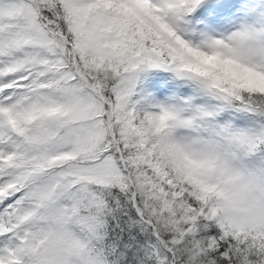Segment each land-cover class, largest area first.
<instances>
[{"label": "snow or ice", "instance_id": "snow-or-ice-1", "mask_svg": "<svg viewBox=\"0 0 264 264\" xmlns=\"http://www.w3.org/2000/svg\"><path fill=\"white\" fill-rule=\"evenodd\" d=\"M258 18L0 0V264H264Z\"/></svg>", "mask_w": 264, "mask_h": 264}, {"label": "rangeland", "instance_id": "rangeland-1", "mask_svg": "<svg viewBox=\"0 0 264 264\" xmlns=\"http://www.w3.org/2000/svg\"><path fill=\"white\" fill-rule=\"evenodd\" d=\"M245 22L253 25L257 29H264V18H258L256 20L240 21L239 23H245ZM239 23L237 24V27L239 26Z\"/></svg>", "mask_w": 264, "mask_h": 264}]
</instances>
